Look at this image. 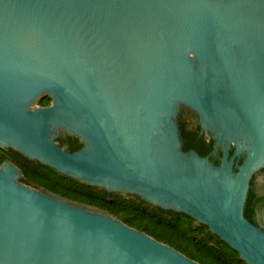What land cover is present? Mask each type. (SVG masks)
I'll list each match as a JSON object with an SVG mask.
<instances>
[{"label":"water","instance_id":"water-1","mask_svg":"<svg viewBox=\"0 0 264 264\" xmlns=\"http://www.w3.org/2000/svg\"><path fill=\"white\" fill-rule=\"evenodd\" d=\"M184 111L218 165L184 151ZM0 148L185 214L264 264L245 216L264 170V0H0ZM22 178L1 164L0 264H200Z\"/></svg>","mask_w":264,"mask_h":264},{"label":"trees","instance_id":"trees-1","mask_svg":"<svg viewBox=\"0 0 264 264\" xmlns=\"http://www.w3.org/2000/svg\"><path fill=\"white\" fill-rule=\"evenodd\" d=\"M51 102L52 99L45 96L39 101V105L49 106ZM179 123L184 151H195L201 156L210 155V160L218 165L219 156L212 155L214 140L206 134H201L200 126L191 125L183 116L179 118ZM57 141L70 152L82 147L76 138L64 136ZM5 161H10L20 168L23 172V184L104 211L200 264H246L235 250L210 233L206 226L197 225L193 218L185 214L163 210L136 196L108 193L82 184L38 162L30 161L18 152L0 148V166ZM255 179L256 176L252 180L245 206V216L248 220L260 201L253 188Z\"/></svg>","mask_w":264,"mask_h":264},{"label":"flooded vegetation","instance_id":"flooded-vegetation-1","mask_svg":"<svg viewBox=\"0 0 264 264\" xmlns=\"http://www.w3.org/2000/svg\"><path fill=\"white\" fill-rule=\"evenodd\" d=\"M181 116H183V118L186 119L187 121H190L191 125L193 126L197 125V123H193L190 119H187L183 114ZM253 188L260 201L256 206L253 214L250 216V221L253 224L264 229V184L262 181L257 180V176L254 181Z\"/></svg>","mask_w":264,"mask_h":264},{"label":"rangeland","instance_id":"rangeland-1","mask_svg":"<svg viewBox=\"0 0 264 264\" xmlns=\"http://www.w3.org/2000/svg\"><path fill=\"white\" fill-rule=\"evenodd\" d=\"M182 114L187 118V119H190L193 123H197V118L195 115L187 112V111H184L182 112ZM257 180L258 181H262L263 184H264V171L260 172L258 175H257Z\"/></svg>","mask_w":264,"mask_h":264}]
</instances>
